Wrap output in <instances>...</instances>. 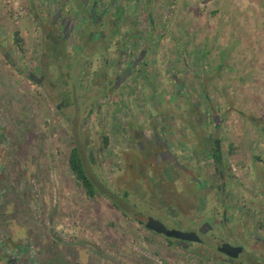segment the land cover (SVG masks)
I'll return each mask as SVG.
<instances>
[{
	"label": "rangeland",
	"instance_id": "1",
	"mask_svg": "<svg viewBox=\"0 0 264 264\" xmlns=\"http://www.w3.org/2000/svg\"><path fill=\"white\" fill-rule=\"evenodd\" d=\"M47 1H37V22L29 0H0V61L7 71L0 80L7 84L0 92V264H264V0H224L223 20L232 27L211 36L216 51L219 42L227 51L226 73L194 83L171 75L176 66L198 70L189 60L175 63V40L183 31L205 30L190 20L186 30L155 36L166 5L181 10L188 0H164L163 12V0H154L150 46L125 41L119 55L112 46L101 51L103 41L77 26L82 16L63 18L58 0L49 8ZM175 17L188 22L181 12ZM98 23L90 31L110 38ZM211 56L217 61V53ZM185 84L203 88L209 101L199 104L213 107L199 122L175 113L181 102L175 94ZM182 102L190 108L195 98ZM74 146L110 200L87 197L75 179L68 164ZM146 216L179 231L211 226L244 252L227 262L213 240L180 247L145 229Z\"/></svg>",
	"mask_w": 264,
	"mask_h": 264
},
{
	"label": "crops",
	"instance_id": "2",
	"mask_svg": "<svg viewBox=\"0 0 264 264\" xmlns=\"http://www.w3.org/2000/svg\"><path fill=\"white\" fill-rule=\"evenodd\" d=\"M26 1V0H25ZM28 1V0H27ZM29 5L32 8L35 9V12L33 11L32 13L36 17V15L39 14V12H36L37 10V1L38 0H29ZM43 2L45 0H42ZM154 0H105L103 3V0H58V8L59 11L58 13L63 16V18L68 17L69 15H80L82 17L77 18V26L83 25L84 28H87L89 32L91 29V24H86V18H84V15L91 14V17H89V20H92L94 18L100 17L98 14L100 12L103 13L105 16L106 22L105 23H98L100 19H96V21H93V23H98L100 25L99 27L103 26L105 30H110V38H105V33L101 34L102 38V43L99 46L101 51L104 53L110 51L108 47L112 46L113 51L112 54L118 53L119 51V46L126 41L129 45L137 43L144 44V46H150L148 43H151L154 37V31L157 28V24L154 23L152 13H154V8H153V2ZM162 1V0H161ZM179 2V0H176ZM50 0L46 2L48 8L50 7ZM161 5V11L163 12L164 10V5H166L167 1H162ZM177 2V3H178ZM183 2V0H181ZM223 2L224 0H188L183 9H179V6L176 5L175 8H170L168 10L169 6L166 5V10L163 12L165 17L162 20L161 27V34L160 35H155L157 37H160L162 34H165L167 31L171 29H183L186 30L187 26L190 27V20L192 22H195L194 24H197L199 33L200 31L205 30V33L202 34V36L193 35L194 33L192 32H185L179 34V38L175 40V63L178 65V62H183L189 60L190 64L194 63L196 64V67L198 70H183L180 68L181 71L178 70L177 66L174 69L175 73L171 74L172 76H175V78H187L189 77L191 80L189 81L190 83L193 82V78H198L200 77L201 79L204 77H208L210 75H213L214 72L216 71H221V73L217 74V77H221L222 73L223 75L226 72H222V65L221 64H227V60L224 57V45H221L222 42H219V50L216 51L217 48V43L215 40H213L214 36H211L212 32H215L214 30H221L223 28H230L232 27L230 24L232 23H227L225 22L224 15L223 13L225 12L223 10ZM185 3V1L183 2ZM106 6V7H105ZM182 8V7H181ZM186 9V10H185ZM185 10V11H184ZM150 11V12H149ZM176 12H181L185 14L186 19L188 22L180 23L181 21L175 20L176 17ZM151 15V17H150ZM32 16V15H31ZM146 16L147 22H143L142 18ZM33 18V16H32ZM108 18V19H107ZM34 20V18H33ZM224 22V24H223ZM185 24V25H184ZM187 24V25H186ZM184 25V26H183ZM147 26V27H146ZM236 27V26H235ZM148 28V29H147ZM141 29V30H140ZM147 31L145 33L140 34V31ZM136 32L139 33V36L137 37ZM192 33V34H191ZM21 34V33H20ZM183 34H185L184 40L182 39V44L181 38H183ZM205 35V36H204ZM123 38V41L121 40ZM135 38V41L133 40ZM212 38V39H211ZM141 41V42H140ZM125 42V43H126ZM96 43V42H95ZM92 44V43H91ZM127 44V45H128ZM98 47V46H97ZM228 49V48H227ZM108 50V51H107ZM133 51L130 52V54ZM136 52V51H134ZM133 52V53H134ZM214 53L218 54V59L217 61H214L211 55ZM131 56V55H130ZM120 56H117L119 58ZM6 61V60H5ZM142 62L145 63L146 60L142 59ZM5 62L0 61V80L4 79L7 77V71L4 68ZM145 67V65H143ZM220 67V69H219ZM219 69V70H218ZM171 72H173V68L170 69ZM169 72V71H168ZM166 76V75H165ZM168 76V74H167ZM6 82V81H5ZM188 82V83H189ZM194 83V82H193ZM5 83L1 82L0 83V92L5 93L7 87H5ZM178 85V84H177ZM187 85V86H186ZM227 86L225 87V102L231 103V99L227 96ZM209 90V87H208ZM264 91V90H263ZM262 90L260 93L262 94ZM200 92V93H199ZM168 93V92H167ZM197 94V95H196ZM206 91L202 88L201 91H196L193 86H189V84H185L184 87L177 89V94H175V97H178L184 100L185 97H194L195 102L190 103V108H188L187 105L183 106L181 102L175 103V113L176 115H180L182 118H197L196 121L202 120L203 117L206 115L210 114L209 111H213V107L211 108L210 106H201L200 104H203L201 101L202 99L206 102L209 101L208 96L206 95ZM207 96V97H206ZM174 97V98H175ZM171 98V95H170ZM231 98V96H230ZM173 99V98H172ZM177 101V100H176ZM201 101V102H200ZM200 103V104H199ZM189 104V103H188ZM165 109H168V107L161 106L160 107V112H164ZM188 109L191 111L192 109L195 110L192 113L188 111ZM197 110H199L197 112ZM201 110V111H200ZM195 113L199 115H195ZM212 113V112H211ZM238 114L241 112L237 111ZM232 111L228 112V114L225 113V115H233ZM203 116V117H202ZM240 116H242L240 114ZM233 116H229L231 119ZM218 119H221L219 116L216 117ZM204 119V118H203ZM193 120V119H192ZM223 121V120H222ZM251 122V121H250ZM253 125V124H252ZM217 128V125H216ZM259 169H263L262 167H259Z\"/></svg>",
	"mask_w": 264,
	"mask_h": 264
},
{
	"label": "trees",
	"instance_id": "3",
	"mask_svg": "<svg viewBox=\"0 0 264 264\" xmlns=\"http://www.w3.org/2000/svg\"><path fill=\"white\" fill-rule=\"evenodd\" d=\"M89 17L90 18H92L91 17V14H88V16H86L85 17V15H84V18H87L86 19V24H89L90 25V23L92 22V24H94L93 23V21H96V19H100V17H97V18H94V19H92V20H89ZM35 20H37V22H38V19L36 18V17H33ZM91 21V22H90ZM40 25H41V23H40ZM100 33H94L93 31L91 32V33H89L88 34V36H89V38L92 40L93 38L95 39V38H102L101 37V31H99ZM15 35H17L16 33H15ZM105 38H107V37H105ZM102 40V39H101ZM95 42L97 41V39H95L94 40ZM94 41L93 42H89V43H94ZM65 52V51H64ZM62 53V52H61ZM75 59H78V55H75L74 56V58L72 59L73 60V62H75L74 60ZM18 72L21 74V75H23V76H25L26 78H29V79H31V77H30V75H24L21 71H19L18 70ZM39 85L41 86L42 85V83L40 82L39 83ZM67 86H69V85H67ZM72 88V87H71ZM65 91H63L62 93H64ZM68 92H73V91H70V90H68L66 93H68ZM54 95H56L57 97L58 96H60V94H59V92L58 93H55ZM59 111H60V108H59ZM66 112V109L64 110V113ZM61 114H62V111H61ZM63 115V114H62ZM64 118L68 121V116H66V114H64ZM104 143L106 144V138L104 139ZM68 164H69V168H70V170H71V172L73 173V175H74V177H75V179L79 182V184H80V186L84 189V191H85V194L87 195V197H90V198H92V197H94L95 195H99V196H102V195H106L104 198H108L109 200H110V198H109V196L107 195V194H105V193H107L108 191H109V189H106V188H103V191H101V188H100V185H97L93 180H92V178L90 177V175L88 174V172H87V170H86V168H85V166H84V164H83V162H82V159H81V157H80V154H79V149H78V147H76V146H74L71 150H70V153H69V156H68ZM112 203H113V205H114V207L115 208H117V209H119L124 215H126L125 214V212H123L121 209H123V208H121L119 205H117L116 204V202H114L113 200H112Z\"/></svg>",
	"mask_w": 264,
	"mask_h": 264
},
{
	"label": "water",
	"instance_id": "4",
	"mask_svg": "<svg viewBox=\"0 0 264 264\" xmlns=\"http://www.w3.org/2000/svg\"><path fill=\"white\" fill-rule=\"evenodd\" d=\"M219 153L217 154V156ZM142 226L155 234L162 235L165 238H173L185 242H200V238L197 233L193 231H179L175 229H168L159 220L152 217H147L145 221L140 222ZM217 246V251L230 259H236L238 255L242 252V248L239 246L233 247L226 242H220Z\"/></svg>",
	"mask_w": 264,
	"mask_h": 264
},
{
	"label": "flooded vegetation",
	"instance_id": "5",
	"mask_svg": "<svg viewBox=\"0 0 264 264\" xmlns=\"http://www.w3.org/2000/svg\"><path fill=\"white\" fill-rule=\"evenodd\" d=\"M218 153H219V149H218V146L215 144V147L213 149L214 166L220 172V169L222 168V164H221V161H220V158H219L220 154H219V156H217ZM147 217H149V216H146V218ZM172 217L170 216L169 218H172L174 220L175 219L174 216H172ZM174 222H178V220L175 219ZM189 231H193V232L197 233L198 236H199V238H200V242H185V241H180V240H176V239H173V238H166V240L172 241V242L176 243L177 245H179L180 247H183V248L184 247L186 248L187 246H191L193 244H198V245H200V244H206L207 243L206 240H213L215 243L217 242L216 243L217 245L214 244L215 245L214 247H215L216 252H218L217 251V246L220 245V244H218V241H220V242H226V243L230 244L233 247H236V246L241 247L242 248V252L238 255V257L236 259H230V258L226 257L225 255H223V254H221V253L218 252V254H220L221 256H223L225 258V261H227V262H232V261L238 260V258L244 252V248L240 244H238V243H236V244L229 243L227 240L223 241V239H220V237H218L216 233H212L211 226H207V225H204L203 226L202 224L192 225L191 229H188L186 232H189ZM159 236H161L162 238L165 239L164 236H162V235H159Z\"/></svg>",
	"mask_w": 264,
	"mask_h": 264
}]
</instances>
